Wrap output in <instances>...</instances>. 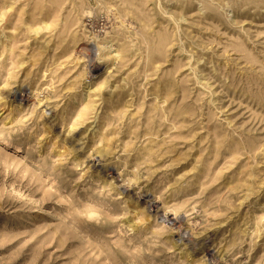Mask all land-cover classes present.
I'll return each mask as SVG.
<instances>
[{"label":"rangeland","instance_id":"rangeland-1","mask_svg":"<svg viewBox=\"0 0 264 264\" xmlns=\"http://www.w3.org/2000/svg\"><path fill=\"white\" fill-rule=\"evenodd\" d=\"M0 264H264V0H0Z\"/></svg>","mask_w":264,"mask_h":264}]
</instances>
